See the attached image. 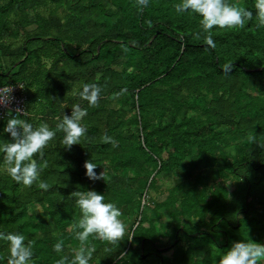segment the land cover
<instances>
[{
	"label": "trees",
	"instance_id": "1",
	"mask_svg": "<svg viewBox=\"0 0 264 264\" xmlns=\"http://www.w3.org/2000/svg\"><path fill=\"white\" fill-rule=\"evenodd\" d=\"M179 2L149 0L140 11L136 0H0V87L27 86L21 119L55 130L73 104L88 113L81 145L66 150L58 132L43 160L34 157L46 161L48 191L0 168V232L33 241L29 264L78 251L75 191L104 195L126 225L118 245L89 238V264H219L234 242L264 244V28L255 0H226L253 18L214 28L215 48L197 35L198 14L176 12ZM85 83L102 88L98 107L73 94ZM7 120L0 144L11 142ZM89 160L105 181L88 179ZM9 254L0 240V264Z\"/></svg>",
	"mask_w": 264,
	"mask_h": 264
},
{
	"label": "clouds",
	"instance_id": "2",
	"mask_svg": "<svg viewBox=\"0 0 264 264\" xmlns=\"http://www.w3.org/2000/svg\"><path fill=\"white\" fill-rule=\"evenodd\" d=\"M149 5V0H136V6L143 11ZM178 13L190 11L201 17V33L204 43L215 48L212 38V30L243 28L246 21H251L253 13L246 8L229 4L226 0H180L175 6ZM256 27L264 28V0H255ZM225 73L232 70V65L225 64L222 67ZM10 89L6 93H0V106L7 108L8 116L4 132L10 135L11 142L0 144V153L3 154L0 168L5 171L17 184H22L25 188H31L37 184L38 188L44 191L49 190V185L40 181V172L44 165L38 164L34 157H44V151L49 143L53 141L58 132L63 133L61 144L66 150H70L73 145L80 144L81 139L86 134V127L82 120L87 116V109L82 108L79 103L71 107V115L64 113L63 118L58 120L55 130L50 129L47 123L37 127L19 118L26 112L16 107L12 109L9 105L12 102ZM102 88L98 84L85 83L82 90L74 95H79L80 99L86 101L88 107L99 106ZM15 111V115L12 113ZM106 142L115 143L111 138H105ZM254 136L250 135L249 140L253 141ZM97 164L91 160L85 161L84 168L86 176L92 181L104 180V171L97 174L95 169ZM70 198L75 199V204L80 210V218L71 225V230L75 238L80 242V247L74 257L69 260L67 256H62L56 264H89L95 246H89V238L106 242L109 245H118L126 233V225L121 217L123 213L115 203L105 202V196L94 190L75 191L70 194ZM0 240L8 242L9 256L7 264H29L33 257V241L25 243V237L18 233L0 232ZM108 249H106L107 251ZM54 251H63V241L54 245ZM219 264H264V244L253 241L234 242L231 248L220 258Z\"/></svg>",
	"mask_w": 264,
	"mask_h": 264
},
{
	"label": "built area",
	"instance_id": "3",
	"mask_svg": "<svg viewBox=\"0 0 264 264\" xmlns=\"http://www.w3.org/2000/svg\"><path fill=\"white\" fill-rule=\"evenodd\" d=\"M10 89L12 102L9 105L10 108L15 109L16 107L22 108L26 114L21 115L19 118H25L29 116L28 110V90L27 86L24 83H11L9 85H4L0 87V93H6ZM12 115H15V111H13ZM10 117L8 116L7 108L0 106V121L7 120Z\"/></svg>",
	"mask_w": 264,
	"mask_h": 264
},
{
	"label": "rangeland",
	"instance_id": "4",
	"mask_svg": "<svg viewBox=\"0 0 264 264\" xmlns=\"http://www.w3.org/2000/svg\"><path fill=\"white\" fill-rule=\"evenodd\" d=\"M28 98H29V94H28ZM29 100V99H28ZM169 253L165 254V255H168Z\"/></svg>",
	"mask_w": 264,
	"mask_h": 264
},
{
	"label": "water",
	"instance_id": "5",
	"mask_svg": "<svg viewBox=\"0 0 264 264\" xmlns=\"http://www.w3.org/2000/svg\"><path fill=\"white\" fill-rule=\"evenodd\" d=\"M8 75H9V73H8Z\"/></svg>",
	"mask_w": 264,
	"mask_h": 264
}]
</instances>
